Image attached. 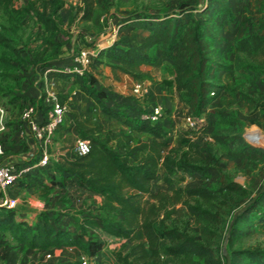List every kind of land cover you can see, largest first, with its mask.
I'll return each mask as SVG.
<instances>
[{
    "label": "rangeland",
    "instance_id": "obj_1",
    "mask_svg": "<svg viewBox=\"0 0 264 264\" xmlns=\"http://www.w3.org/2000/svg\"><path fill=\"white\" fill-rule=\"evenodd\" d=\"M223 1L230 15L214 0H113L108 11L102 14L101 28L95 27L91 21L79 19L81 0H61L62 7L70 9L63 15L59 9H54L52 0H3L0 3V121L3 125L0 128V145L4 146L6 153L18 155V160L14 161L16 165H33L29 172L22 174L9 186L11 194L7 192L15 200L9 209L14 211L16 220L33 225L38 218H43L54 227L67 229L74 236L80 234L83 242L87 239L101 241V250L92 257L85 256L84 264H124L120 257L129 247L130 240L108 234L89 221L108 215L100 208L101 195L72 178L66 179L62 186L53 185L50 177L57 176L54 166L61 157L79 154L76 151L77 138L85 139L89 147L92 138L101 139L115 149L125 163H132V156L124 154L127 141L130 137L148 139L149 136L146 133L130 131L120 121L109 118L98 102L88 97L76 85H69L70 81L62 83L58 74H53L48 77L46 87L64 104V112L61 122L46 139L48 165L37 166L34 163L39 151L35 148V143L34 149L28 150L29 146L19 132V115L26 103L33 102L36 106V99L41 96L42 104L37 109L41 111L43 107L49 108V99L45 97V84L40 71L43 70V65H54L50 62L58 53L57 46L62 38L70 34V30H77L79 44H85L82 34L91 35V42L100 44L111 32L109 26L117 25L127 14L140 10L154 14H171L179 4H183L187 5L183 20L188 17L200 21L207 19L212 30L217 31L216 40L210 43L212 61L208 62L206 69L209 79L216 85L214 90L217 93L214 103L201 112L204 123L194 130L186 127L184 116L189 114V110H186L183 96L174 87L170 88L173 96H169V100L174 102L170 107L165 106L162 101L153 102L161 105L158 122L167 131L163 139L175 147L181 143V139L187 137L201 150L202 171L192 174L179 172L176 174V183L179 186L214 188L223 174L244 187L248 195L239 196L238 193L222 190L208 197H190L189 201H198L218 212L217 222L197 221L179 202L173 208L171 205L161 208L154 216L152 225L156 228L174 224L179 228L184 227L197 238H202L203 233L210 237L207 240L213 249L211 257H170L159 254L152 260L128 264L221 263L219 253L231 214L264 181V130L261 125L264 120V107L260 103L264 102V73L258 75L249 70L240 72L232 68L231 50L234 37L248 31H258L260 28L264 30V0ZM190 7L194 8L189 10ZM34 8L43 11L44 20L34 14ZM197 8H207L206 15L200 16ZM103 27L106 29L102 32ZM141 33H138L139 38ZM100 66L104 70L96 73V78L101 81L98 86H102L112 74L106 64L102 63ZM157 68L158 66H154L151 72L157 71ZM164 71L172 72V67L169 65ZM162 79L167 85L171 80L166 76ZM33 86L38 91L36 97L25 93L27 88ZM107 86L106 84L104 87ZM225 91H228V98L223 95ZM102 101L106 103L107 98ZM144 104L146 103L143 102ZM110 105L125 112V107L115 100ZM140 109L143 108L140 106ZM253 120L256 125L247 122L251 123ZM214 135L224 137L225 142H220ZM159 171L162 172L161 167ZM164 188L165 184L161 179L150 183L151 191ZM145 197L146 194H142V199ZM3 208L7 210V207ZM1 214L3 212L0 211ZM120 216L119 212L113 215ZM204 225L210 227L212 232L204 228L202 231ZM243 232L231 244L226 245V250L254 246L264 248V222L255 223L250 232ZM82 254L75 246L29 248L15 241L8 231L0 230V264H82Z\"/></svg>",
    "mask_w": 264,
    "mask_h": 264
},
{
    "label": "trees",
    "instance_id": "obj_2",
    "mask_svg": "<svg viewBox=\"0 0 264 264\" xmlns=\"http://www.w3.org/2000/svg\"><path fill=\"white\" fill-rule=\"evenodd\" d=\"M2 1L0 0V3ZM52 1L54 9H59L62 15L69 12V8L62 7L61 0ZM214 1L230 15L223 0ZM112 2L113 0H81L79 19L91 21L95 27L101 28L102 14L108 11ZM185 6L187 5L179 4L171 14H154L143 10L127 14L117 23L113 42L108 46L95 48L85 71L76 73L57 67L49 73V77L58 74L62 83L70 81L76 85L88 97L98 102L109 118L120 121L130 131L146 133L149 136L148 139L130 137L127 141L124 154L132 156V163H125L115 149L94 137L86 153L61 157L54 166L57 176L50 177L53 185L62 186L66 179L72 178L101 195L100 208L108 215L89 221L108 234L130 240L129 247L120 257L124 264L152 260L159 254L170 257H211L213 249L207 240L210 237L203 233L202 238H197L184 227L179 228L174 224L156 228L152 225L154 216L161 208L168 205L173 208L174 204L179 202L197 221L217 222L218 212L198 201H189L190 197H208L222 190L238 193L239 196L248 195L244 187L223 174L214 188L177 185L176 174L179 172L192 174L203 169L200 161L201 150L196 143L186 137L181 139L177 146H170L163 139L166 129L159 122H152L140 116L145 108L140 109L137 115H130L126 108L124 112L110 103L103 102L106 94L95 85L94 74L102 63L110 68L114 76L117 73H126L141 79L147 77L148 73L138 69L140 64L158 66L163 59H168L173 72L170 83L176 92L183 96L189 114L199 115L217 93L214 90L215 83L209 79L206 72L208 62L212 61L210 43L216 40L217 31L212 30L207 19L200 21L188 17L183 20ZM193 8L190 7L189 10ZM33 11L39 19L44 20L43 11L35 8ZM197 12L203 17L207 8H197ZM139 29L147 31L140 38L137 32ZM81 38L86 45L95 46L93 42H86L82 35ZM231 50L232 68L240 72L249 70L264 73V33L248 31L234 37ZM48 65L50 64L43 65V69ZM41 72L42 70L40 74ZM212 89L213 94H209ZM41 97L36 99V108L41 107ZM133 100L141 104L134 97ZM58 101L60 102L59 99ZM260 103L264 105L263 101ZM263 105L261 106L264 107ZM46 108L43 107L41 111L37 109L41 117L45 116L48 109ZM261 125L264 130V120ZM214 137L220 142H225L222 136ZM159 179L164 182L165 188L151 191L150 183ZM142 194H146L143 199ZM245 204L244 208L235 214L229 227H226L225 250L226 245L237 239L239 233L250 232L255 223L264 222V186L260 190L258 188ZM1 209L3 214L0 215V230L8 231L15 241L26 247L54 249L75 246L86 257H92L101 250L102 242L99 240L87 239L83 242L80 234L74 236L65 228L54 227L47 219L38 218L30 225L16 220L12 209ZM118 212L121 216L113 217ZM203 228L212 232L210 227L204 225L202 231ZM226 253L228 264H264V248L261 247L234 248L226 250ZM219 255V264H225L224 255Z\"/></svg>",
    "mask_w": 264,
    "mask_h": 264
},
{
    "label": "built area",
    "instance_id": "obj_3",
    "mask_svg": "<svg viewBox=\"0 0 264 264\" xmlns=\"http://www.w3.org/2000/svg\"><path fill=\"white\" fill-rule=\"evenodd\" d=\"M108 28V26H106ZM106 27H103L102 32L105 31ZM111 28V32L115 33L117 25L109 26ZM77 30H71V36L68 43V55L66 62H62L58 65H48L44 67L41 72L42 79L44 81L45 88V97L49 99V108L45 112V116L38 118L36 114H40L37 110L34 103L28 102L26 103L20 111V120L25 122L27 128L29 130V134L31 139L35 143V148L38 149L37 159L35 161V165L37 166H47L49 162V154L45 149V143L47 137L53 131V129L61 122L63 112H64V104L60 103L54 92L49 91L47 89L48 77L49 73L55 69L57 66L62 68L63 70H71L76 73H82L88 67L90 56L94 54L95 46L90 47L86 44H79L77 41ZM83 39L86 42L92 41V36L89 34H82ZM131 95L137 100L139 103H143L145 101V97L148 94V86L142 79H135L130 86ZM209 94H213V89L209 92ZM1 112L0 108V120H1ZM161 115V105L160 104H152L150 106L145 107L144 111L140 113L141 117L148 118L152 122H158L159 116ZM184 121L186 123V127L190 130L197 129L201 124L204 123L203 114L199 115H190L186 114L184 116ZM3 125L0 121V128ZM22 129V126H20ZM89 150V144L83 138L76 139V151L79 154H84ZM2 152L0 145V153ZM33 165H22L18 166L14 162H3L0 163V207H12L15 203V200L10 198L5 190L7 187L13 185L17 179L27 172H29L30 167ZM85 256L82 254L80 257V263H85Z\"/></svg>",
    "mask_w": 264,
    "mask_h": 264
},
{
    "label": "crops",
    "instance_id": "obj_4",
    "mask_svg": "<svg viewBox=\"0 0 264 264\" xmlns=\"http://www.w3.org/2000/svg\"><path fill=\"white\" fill-rule=\"evenodd\" d=\"M263 31L264 30H262L260 28V30H258L257 32L258 33H264ZM137 32L138 33L142 32L141 33L142 36L147 33V31L143 30V29H139ZM69 33L70 34H68L65 38L61 39L59 46H58V50H57L58 53H57L55 59H53L52 62H50V63L60 64L62 62H66L67 55H68V43H69V39L71 36V30ZM114 38H115V33L110 32L108 34V36L103 38L102 43H100V44L94 43L95 48H101V47H105V46L110 45L113 42ZM169 65L171 66L170 60L163 59L161 64L158 65L157 71H155V72H151L153 70L154 66H152L150 64H143L142 63L138 66V69L140 71H144V72L148 73L147 77L141 78L148 86V94L146 95L145 101H144V103H146V104H144V105H143V103L137 104L133 100V97L130 93V86H131V83L137 78H135L131 75H128L126 73H117L115 76H113L114 74L112 73L113 75L111 74L109 79L106 82L104 81L102 83L103 84L102 86H98V83L101 81L96 78L97 81H95V85L104 90V92L106 94V98H107L106 103H111L113 100H115L117 103L122 104L126 108L128 113L130 115H133V116L140 113L139 112L140 106L142 108H145L147 106L154 104L153 102L162 101L163 104H165V106L170 107L171 103H174L171 100H169V98H170L169 96H173V94L170 92V88H173V85L171 83H168V85H167L166 82L162 81V78L164 76H166L168 78H171L173 76V72H169V71L165 72L164 71L165 68H167ZM103 68L104 67H101L100 65L97 67L98 72H95V74H94L95 77H97L96 73H101V71H100L101 69L104 70ZM255 74L261 75L260 72H255ZM100 75L101 74H99V76ZM106 84L108 86L104 87ZM69 85H73V84L70 83ZM259 86L261 87L262 85H259ZM173 91H174V89H173ZM259 92H261V91H259ZM25 93H27L31 96H34V97L38 96V91H37V88L35 86H33L32 88L31 87L27 88ZM223 95H225L226 98H228L229 97L228 91H225L223 93ZM213 100L204 108V110H207L210 107L209 105L214 103ZM173 105H175V104H173ZM185 106H186V110H188L187 105H185ZM36 116L38 118H40L41 114H36ZM247 122L249 124H255L256 125V122L254 120L251 123L249 121H247ZM19 123H20V126H22V129L19 128V132L22 133L21 134L22 138H24L26 140L25 141L26 145L29 146L28 150L32 151L34 149V141L30 137L27 125L25 122L21 121L20 119H19ZM257 137L259 138V136H257ZM1 149H2V152L0 153V163L14 162V161L18 160L17 154L12 155V154L6 153V151L4 150V146H1ZM5 192L6 193L8 192V194H11L10 188L7 187ZM0 211H2V209H0Z\"/></svg>",
    "mask_w": 264,
    "mask_h": 264
},
{
    "label": "water",
    "instance_id": "obj_5",
    "mask_svg": "<svg viewBox=\"0 0 264 264\" xmlns=\"http://www.w3.org/2000/svg\"><path fill=\"white\" fill-rule=\"evenodd\" d=\"M264 186V181L261 183L260 187H259V190L262 189V187ZM246 204H242L241 206H239L236 210L233 211L232 215H231V218L229 220V223L227 225V228L229 227V225L231 224V221L233 219V217L235 216V214L239 211V210H242L244 208ZM225 237H226V233L224 234L223 236V241H222V245H221V253L224 255L225 257V264H228V255L226 253V250H225V247H224V243H225Z\"/></svg>",
    "mask_w": 264,
    "mask_h": 264
}]
</instances>
